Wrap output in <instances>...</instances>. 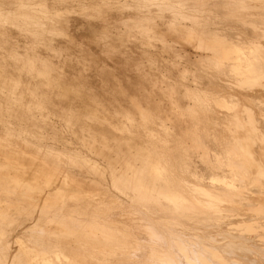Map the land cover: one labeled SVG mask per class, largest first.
Returning <instances> with one entry per match:
<instances>
[{
  "label": "bare ground",
  "instance_id": "6f19581e",
  "mask_svg": "<svg viewBox=\"0 0 264 264\" xmlns=\"http://www.w3.org/2000/svg\"><path fill=\"white\" fill-rule=\"evenodd\" d=\"M129 1L105 3L129 15H112L105 4L90 8L107 27L98 37L105 38L99 44L108 56L120 53L124 69L138 59L133 54L141 60L132 69L136 88L126 69L128 89L118 78L111 82L125 108L110 110L91 102L85 89L54 83L33 56L26 61L8 52L21 65L16 73L1 56L0 222L20 213L41 219V228H32L38 219L28 225L41 256L26 264H264V0ZM18 9L0 24L20 19L15 24L22 31L28 24L49 29L37 20L51 8L30 10L22 3ZM123 34L133 37L131 43ZM114 37L125 43L116 38L123 50L117 52ZM189 47L197 50L194 56ZM101 65L96 74L107 85L110 72ZM35 79L51 90L49 97L54 87L65 98L87 96L90 102L64 98L59 106L79 145L102 164L85 151L56 152L46 134L31 133L28 126L52 124L36 115L43 111L34 100L41 89ZM131 86L136 93L127 97ZM11 117L21 130L11 128ZM15 256L14 263L21 260Z\"/></svg>",
  "mask_w": 264,
  "mask_h": 264
},
{
  "label": "rangeland",
  "instance_id": "374dc122",
  "mask_svg": "<svg viewBox=\"0 0 264 264\" xmlns=\"http://www.w3.org/2000/svg\"><path fill=\"white\" fill-rule=\"evenodd\" d=\"M54 1V2H53ZM98 0H6L4 1L3 0V3H2V0H0L1 4H0V19L4 18L5 16H7L6 14L8 12L11 13V15H17L18 13H16L17 11H19L18 9V5L19 4H26L29 6V9H41L43 8L44 6V9H50L51 8V12H47V17H40L38 18L37 21H41V22H45L42 23V25H46L48 27L46 28H49L47 29V31H41L40 29L39 30H35V28L33 27V24H28L27 26V29L26 31H22L21 28L19 29V26L16 23V21H21L20 19H14L15 23L13 25H10V23H4L7 24L5 25H2V23L0 24L3 28L2 30V27L0 26V57H4L9 63H10V69L13 70V72L16 73L19 72V65L18 67L17 64L15 63H12L14 62V60L12 59V57H10L8 54V52L10 51H13L14 53L16 52V55H19L20 58H23L24 60L28 61V60H32V56L34 57V59L32 61H35L36 65L41 69V70H45L46 71H49L47 72V74L53 76L54 79V83H57L59 84L60 81L62 84L66 85V87H69V88H72V85L73 87H77L78 89L82 90L84 92V89H85V92H84V95L90 93V96H88L89 98L88 99H93L91 100L94 101L96 99L95 102H97L98 100V103L101 102V104L105 105L106 107H108V109L110 110H113L115 108H125V106L127 105H124L121 103V102H124L122 101V96H119V99L121 97V102H119V100L117 99L118 97V93L115 92L113 94L112 91H114V87L112 84L116 78H118L120 80V85L122 86V88L124 89L125 87L127 88V84L124 85V83H126L125 81H123L125 79V75H128L130 76V78L135 81H133L134 83L137 81L135 78L136 74L137 73H134V71L132 69H134L136 66L135 64H139L141 62V60L139 59V55L138 53L136 54H133L135 56H133L134 60H135V57L138 59H136V61L134 62L133 60H131V63H133L132 66H128L125 68L127 70L126 74L124 75V72L126 71L124 68H123V65L125 64H122L123 63V60L122 58L120 57V55L118 53H116L113 49V51L115 52V54H117L115 56V54H112L111 52V57L108 56L109 54H107V50H104L103 48V45L101 47V44L105 42V38L103 37H100L99 39V35L101 34L102 36V29L103 31L105 29H107L106 25H104V23L102 24L101 20L98 21L97 18H93L90 14L92 13V10L90 8L93 9V7L95 8V6H103L105 3H108L109 5V2L111 3H114L116 2L117 0H99V2H97ZM136 0H130L129 2H133ZM7 2V3H6ZM26 2V3H25ZM35 2V3H34ZM37 2V3H36ZM48 2V3H46ZM64 2V3H63ZM127 2V0H126ZM6 3V4H5ZM31 3V4H30ZM34 3V4H33ZM9 4V5H7ZM59 4V5H58ZM92 4V5H90ZM2 5V6H1ZM107 4H105L106 6ZM108 5L106 7H108ZM32 6V7H31ZM41 6V7H40ZM62 7V8H61ZM12 8V9H11ZM98 8V7H97ZM96 8V9H97ZM114 8V9H113ZM113 8H111V10H109V7L106 8L108 9L109 11H112L111 14H116V15H120V11L122 10H116V12H113L115 11V7L113 6ZM15 9V10H14ZM105 9V10H106ZM117 9V8H116ZM130 10V9H129ZM5 11V12H4ZM127 10H124L122 11L121 13H124L127 15H129V13H131V10L130 12H127ZM39 13V12H38ZM51 13V14H50ZM49 14V15H48ZM87 14V15H86ZM112 14V15H113ZM114 15V16H116ZM89 18V20H88ZM92 19V20H91ZM47 20V21H46ZM69 20V21H68ZM89 22H88V21ZM48 23V24H46ZM52 25V26H51ZM55 25V26H54ZM94 25V26H93ZM7 26L9 28H7ZM96 26H99L97 28H95ZM11 27V28H10ZM55 27V29H54ZM101 27V28H100ZM7 28V29H6ZM16 28V29H15ZM44 28V27H43ZM6 30V31H4ZM97 30V31H96ZM100 30V31H99ZM30 31V32H29ZM41 31V32H40ZM38 32V33H37ZM105 32V31H104ZM103 32V33H104ZM3 33V34H2ZM30 35H29V34ZM98 33V34H97ZM5 34V35H4ZM32 34V35H31ZM37 34H40V35H37ZM106 34L110 35L111 32H106ZM237 33H235L236 35ZM4 35V36H3ZM8 35V36H7ZM44 35V36H42ZM49 35V36H47ZM54 35V37H53ZM126 34H123L124 38L126 39V42L128 41V43L126 44H129L131 43L130 41L131 40H127V39H133V37H129V36H125ZM238 35V34H237ZM28 36V37H27ZM30 36V37H29ZM36 36V37H35ZM37 36H39L37 38ZM46 36V37H45ZM33 37V38H32ZM41 37L43 39H41ZM53 37V38H52ZM88 37V38H87ZM121 37V36H120ZM129 37V38H128ZM239 37V35H238ZM7 38V39H6ZM116 38L118 39V41H120V38L118 37H114L112 39L113 43H115L114 45H116V50L118 49L117 52H119L120 50H123L122 48L124 47H121V46H125L123 43V41H120L118 42L116 40ZM124 38H121V40H124ZM52 39V40H51ZM91 39V40H90ZM93 39V40H92ZM115 39V40H114ZM13 40V41H12ZM98 40V41H97ZM33 41V42H32ZM41 41V42H40ZM100 41V42H99ZM101 41H104V42H101ZM121 45H119L117 42ZM38 42V43H36ZM50 42V43H49ZM52 42V43H51ZM122 42V43H121ZM125 42V41H124ZM101 43V44H99ZM117 43V44H116ZM20 44V45H19ZM33 44V45H31ZM52 44V45H51ZM100 46H98V45ZM37 45V46H36ZM55 45V46H54ZM177 46H180L181 44H179V42L176 43ZM35 46V47H34ZM51 46V47H50ZM119 46V47H118ZM35 48V50H34ZM49 48V49H48ZM194 48H191L189 47V51L190 53H193L191 56H194L195 53L197 52L196 49ZM68 50V51H67ZM103 50V51H102ZM193 50V51H192ZM3 51V52H2ZM26 51H28L26 53ZM31 51V52H30ZM37 51V52H36ZM66 51V52H65ZM112 51V52H113ZM192 51V52H191ZM35 52V53H34ZM106 52V53H105ZM109 52V51H108ZM113 52V53H114ZM7 53V56H4L6 55ZM13 53V54H14ZM25 53V56H23ZM31 53V54H30ZM21 54V55H20ZM29 54V55H28ZM89 54V55H88ZM99 54H102L99 56ZM167 54H170L171 58L174 57V54H172V52L168 53V52H164V55L165 57H169ZM35 55V56H34ZM38 55V56H37ZM97 55V56H96ZM167 55V56H166ZM173 55V56H172ZM9 56V57H8ZM22 56V57H21ZM40 56H42L40 58ZM107 56V57H106ZM183 56V55H182ZM2 57L0 59H2ZM29 59H28V58ZM100 57V58H99ZM11 60H9V59ZM41 60H40V59ZM50 58V59H49ZM93 58V59H92ZM96 58V59H95ZM112 58V60H111ZM179 60H178V59ZM176 59L179 61V62H182L183 64H185L184 62V58H180V57H176ZM183 59V60H182ZM38 60H40L38 62ZM85 60V61H84ZM98 60V61H97ZM118 60V61H117ZM140 62H139V61ZM181 60V61H180ZM23 61V60H22ZM43 61V62H42ZM138 61V62H137ZM42 62V63H41ZM46 62V63H44ZM98 62H99V65H98ZM92 63V64H90ZM106 63V64H105ZM108 63V65H107ZM49 64V65H48ZM53 64V65H52ZM97 64V65H96ZM103 64V66H107V69H108V73H109V81L107 83V85H104L106 80L104 77L103 79L101 78L102 76H100V79H99V73L96 74V71L98 72V68H100ZM182 64V65H183ZM190 63H188L187 65L189 67H194L193 65H189ZM101 65V66H100ZM131 65V64H130ZM46 66V67H45ZM51 67L49 69V67ZM94 66V67H93ZM97 66V67H96ZM100 66V67H99ZM135 66V67H134ZM139 66V65H138ZM75 67V68H74ZM93 67V68H92ZM125 67V66H124ZM131 69H130V68ZM134 67V68H133ZM97 69V70H94V69ZM113 70L111 72V70ZM118 70H116V69ZM128 68V69H127ZM56 69V70H55ZM130 69V71H128ZM110 70V71H109ZM123 70V71H122ZM125 70V71H124ZM95 71V72H94ZM132 71V72H131ZM52 72V73H51ZM73 72V73H72ZM116 72V73H115ZM123 72V74H122ZM129 72V73H128ZM78 73V74H77ZM113 76H112V74ZM131 73V75H130ZM121 77L120 74H122L123 77ZM133 74L135 75L133 77ZM116 75V76H114ZM113 79H112V77ZM24 77V75H23ZM80 78V80H76V78ZM134 78V79H133ZM86 79V80H85ZM102 79V80H101ZM113 80V81H110ZM122 79V80H121ZM25 81V83L28 81L29 83L27 84H30L31 81H29L27 78L26 79H23ZM76 80V81H75ZM41 81V82H40ZM122 81V82H121ZM35 84L40 87L42 86L43 84H41L39 86V83H43L42 80H39V79H35ZM36 82H39V83H36ZM112 82V83H111ZM133 83V84H134ZM137 83L136 82L133 86V88H136L137 87ZM193 83V82H192ZM116 84V83H115ZM132 84V85H133ZM78 85V86H77ZM112 85V86H111ZM139 85V84H138ZM82 86V87H81ZM118 86V85H117ZM136 86V87H135ZM85 87V88H84ZM109 87H113V90L112 88L111 89H108ZM40 91H39V94H36L34 100L37 101L38 104L42 103V105L40 104L41 108H42V111L44 112H37V117H39V120L44 124L45 121L48 119V121H50V125H48V127L50 128H53V129H45L48 128L47 125L46 126H43L41 129L40 128H34L32 126H28V129H30L31 133L32 134H37V133H44L45 137H46V143L47 145L48 144H53V146H50L48 145L49 148H53L54 151L56 152H62V151H70V150H80V151H85V155H91V157L93 158L95 155L91 152H89L85 147H83L82 145H79L81 144L79 142V137H77V135H79V133L77 132L76 129H74L72 126L68 125L69 123V118H67L66 114L64 116V112H62V108L59 106V101L60 99H64L65 97L64 96H60L56 91H59V88L58 87H54V91H52V95L51 97L50 96V93L49 91H47L48 89L46 87H40ZM117 88V87H116ZM115 88V90H116ZM34 89V88H32ZM47 89V90H46ZM128 89V88H127ZM129 90H126V93L127 92H131V93H127V97L128 95L130 96V94L132 95L133 93H136V91L134 92V89L132 90V86L129 88ZM45 93H44V92ZM81 91V92H82ZM111 91V92H109ZM133 92V93H132ZM54 93H57V95H55V97L53 96ZM45 94V95H44ZM117 94V95H116ZM70 98H65V100H73L77 97L75 96L74 94H69ZM84 95H81V96H78L77 100L79 101V99L83 100L85 98V101L83 100V102H90V100L88 101L87 99V96L84 97ZM120 95V94H119ZM47 96V97H46ZM57 96V97H56ZM117 96V97H116ZM41 97V98H40ZM45 97V98H44ZM72 97V98H71ZM75 97V98H74ZM27 98H29L27 96ZM51 98V100H50ZM57 98V99H56ZM83 98V99H82ZM124 98V97H123ZM59 99V100H58ZM87 99V100H86ZM45 100V101H44ZM58 100V102L56 101ZM69 100V101H70ZM80 100V101H81ZM114 100V101H112ZM54 101V102H53ZM76 102L79 104V102ZM82 102V101H81ZM80 102V103H81ZM50 103V104H49ZM75 103V104H76ZM121 103V104H119ZM46 105V107L44 105ZM90 104V103H89ZM51 105V106H50ZM57 105L59 106L57 108ZM79 106V107H78ZM77 108L80 109V107L84 106V103H82V105H78ZM117 106V107H116ZM123 106V107H122ZM128 106V105H127ZM46 108V109H45ZM54 108V109H53ZM84 108V107H82ZM81 108V110H83ZM85 109V108H84ZM50 110V111H49ZM52 110V111H51ZM54 110V111H53ZM49 112L48 116L46 115V112ZM52 112V113H51ZM58 112V113H57ZM40 116H39V114ZM54 113V114H53ZM56 113V114H55ZM53 114V115H52ZM45 115V116H44ZM42 116V117H41ZM41 118V119H40ZM51 119V120H50ZM62 119V120H61ZM9 120L11 121V123H9V125L11 126V128H14V129H17V130H21V128L19 127V122L11 117L9 118ZM56 120V121H55ZM61 120V122H60ZM52 121V122H51ZM54 121V122H53ZM65 121H66V124H65ZM55 123V124H54ZM42 124V125H43ZM53 124L55 127H53ZM57 124V125H56ZM45 125V124H44ZM61 125V126H60ZM58 128H57V127ZM66 126V127H64ZM0 130H2V125L0 126ZM65 131H64V129ZM44 129V130H43ZM59 129V130H58ZM41 130V131H40ZM43 130V131H42ZM47 130H49L47 132ZM52 130L56 133L59 131L60 133V137H54V134L55 133H52ZM58 130V131H56ZM3 131V130H2ZM2 131H0L2 134H4ZM67 131V132H66ZM71 131V132H70ZM65 132V133H64ZM48 133V134H47ZM63 133V134H61ZM68 135H67V134ZM73 133H74V137L77 138L75 139L73 137ZM71 134V135H70ZM52 137H51V136ZM29 136H33L31 134H29ZM65 136V137H64ZM73 137V138H72ZM60 138V139H59ZM63 138V139H61ZM71 138V139H70ZM52 140V141H50ZM65 140V142H64ZM68 140V141H67ZM58 141V142H57ZM67 141V142H66ZM53 142V143H52ZM71 142V143H70ZM55 143V144H54ZM58 143V144H57ZM62 143V145H61ZM66 143V145H64ZM70 144V145H68ZM73 144L75 146H73ZM57 145V146H56ZM61 145V146H60ZM23 146V145H22ZM65 147V148H64ZM54 148L56 149H59V150H55ZM64 148V149H63ZM73 148V149H72ZM62 151H61V150ZM87 150V152H86ZM1 153V152H0ZM89 155V156H90ZM0 157H2V154H0ZM95 157L97 159H95ZM93 159L95 160H99L98 162H100V160H102V158H98L99 156H95ZM104 161L102 160L101 161V164L103 163ZM87 188V187H85ZM91 188H89L90 190ZM88 190V188H87ZM92 192L94 193L95 191L92 189ZM2 203H5V202H2ZM1 203V204H2ZM5 206V204H3ZM13 207H11V210L13 211L14 208L12 209ZM6 209V207H5ZM40 212V211H39ZM21 216V217H20ZM33 218H31V217ZM11 217V218H10ZM10 217H8L7 219L5 218V220H2V222H0V264H26V259L29 260V259H34V260H39L40 259V248H38V246H42V245H37V244H34L35 242H33L32 244V241L29 237H31L30 234H33V231H31L28 227V225H32L34 224L33 221L38 219L39 216H37V213L36 214H32V215H24L22 213L18 214L17 216L16 215H11ZM28 217V218H27ZM40 219V218H39ZM37 220L35 224L37 225H32V228H41L39 225L42 224L41 223V219L40 220ZM27 221V222H26ZM31 221V222H30ZM38 222V223H37ZM22 223V224H21ZM6 225V226H5ZM9 225V226H8ZM11 225V226H10ZM21 225V226H19ZM31 225H30V228H31ZM5 226V228H3ZM38 226V227H37ZM7 227V228H6ZM9 227V228H8ZM28 228L27 231H24ZM17 230V231H15ZM20 230V231H19ZM15 231V233H14ZM12 233V234H11ZM25 233V234H24ZM29 234V236H27ZM10 235V236H9ZM22 235V236H21ZM8 236V237H7ZM15 238H19L18 240L16 239V241L20 242L19 245L18 244H14L15 242ZM29 239V240H28ZM3 240V241H2ZM7 240H11V244H14V245H3L4 243H6ZM2 241V242H1ZM31 241V242H30ZM29 242V243H27ZM3 243V244H2ZM4 246V247H3ZM8 247V249H7ZM2 248V249H1ZM3 249L5 251H3ZM38 251H35L37 250ZM49 249H51L49 247ZM20 250V251H19ZM11 251V252H10ZM33 251V252H32ZM4 252V253H3ZM6 253V254H5ZM13 253V255H12ZM21 254V255H20ZM19 257V256H22L21 257V260L18 261V262H13V260L16 258V256ZM32 256V257H31ZM8 257V258H7ZM27 257V258H26ZM29 258V259H28ZM6 260V261H5ZM18 260V259H17ZM11 261V262H10Z\"/></svg>",
  "mask_w": 264,
  "mask_h": 264
}]
</instances>
